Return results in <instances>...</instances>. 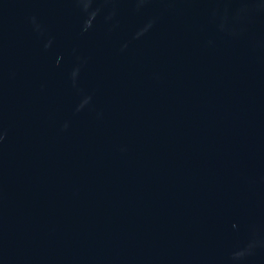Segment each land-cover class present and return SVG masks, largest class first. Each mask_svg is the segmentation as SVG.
Wrapping results in <instances>:
<instances>
[{"label":"water","instance_id":"obj_1","mask_svg":"<svg viewBox=\"0 0 264 264\" xmlns=\"http://www.w3.org/2000/svg\"><path fill=\"white\" fill-rule=\"evenodd\" d=\"M0 264H264V0H0Z\"/></svg>","mask_w":264,"mask_h":264}]
</instances>
